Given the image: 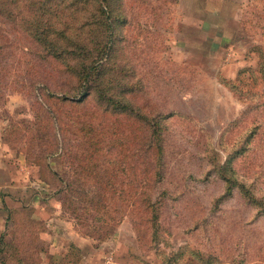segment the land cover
Listing matches in <instances>:
<instances>
[{
	"label": "rangeland",
	"instance_id": "1",
	"mask_svg": "<svg viewBox=\"0 0 264 264\" xmlns=\"http://www.w3.org/2000/svg\"><path fill=\"white\" fill-rule=\"evenodd\" d=\"M111 4L97 24L87 18L88 63L110 47L105 63L121 86L131 84L128 99L152 128L119 117L127 135L101 138V157L110 159L114 139L131 141L135 133L136 142L146 143L154 131L162 174L155 175V150L133 170L134 156H121L113 204L101 205V174L78 169L81 161L93 163L89 144L77 130L57 126L74 113L63 99H79L84 64L67 44L47 52L24 22L18 29L0 18V235L19 247L0 261L73 264L63 257L74 252L76 264H169L180 249H194L204 260L187 255L172 264H207L208 255L217 264H264V214L239 189L227 195L219 171L229 165V175L264 202V0ZM112 93L115 87L108 97L120 106ZM145 168L159 241L135 205L134 171ZM66 182L86 197L72 202L73 191L63 193Z\"/></svg>",
	"mask_w": 264,
	"mask_h": 264
},
{
	"label": "trees",
	"instance_id": "2",
	"mask_svg": "<svg viewBox=\"0 0 264 264\" xmlns=\"http://www.w3.org/2000/svg\"><path fill=\"white\" fill-rule=\"evenodd\" d=\"M105 2H107L106 6L104 5ZM111 2L112 0H0V18L12 23L18 29H21L20 26L24 22L26 25L24 31L28 32L31 39H36L34 43L42 45L47 52L48 50L51 51V49L57 45L62 47L63 44H67L68 47L73 48L72 51H70V54L78 56L82 64H84L79 69L81 81V84L77 89V97H79V99H63L67 105H72L74 109L71 108V110H74V113L68 122H64L63 125H60L59 123L57 126L59 131L62 130L61 126L64 128V132H70L71 128L77 130L79 135L82 134L84 136L86 144H89V147L92 150L89 149L92 155V158H89V160L93 161V163L87 167L84 166L82 164L84 162L79 159L81 162L78 164V169L82 174H101L102 177L99 178L101 181H99L98 185L101 193L98 191L97 194L100 193V195L97 198L103 200L101 205H104L105 208L110 204H113L115 197L113 195L117 192V189L115 188L118 187V184L116 183L115 178L120 174L121 156L125 158L127 157V153L128 159L130 154L131 157L134 156V160L132 158L130 162L131 170H133L132 167L138 169L144 161L146 164V162H148V157L151 158L152 156V150H155L156 166H154L156 167V176H161V169L163 167V161L161 160L163 156L161 150L162 147L161 149L160 147L157 148L155 140L158 139V134L156 135L154 131H151L150 135L155 137H152V140H149L148 136L146 143L136 142L135 133L132 135L131 141L128 140V138H123L121 141L116 142V139H114L113 141L116 143L112 142L113 144L110 146L111 151H107L108 153L106 154L110 159L105 160L101 157L103 148L101 147L102 141L100 139L107 137V134L110 133L112 137H118L121 134L118 123L122 120L121 118L118 120L119 117H123L126 120L123 121L127 125L131 126V121L134 123L144 121L146 127L152 128L149 121H147L148 116L142 115L143 111H140L138 107L129 100L130 96L135 93L132 91L133 87H131V84L126 83L121 86L119 81L114 80L115 72L112 66L105 63L107 60L112 59V53L109 54L110 47L109 49H105L104 47L101 48L98 55L100 56V61L93 60L91 63H88L91 51H87L88 48L86 46L90 43L91 37L87 36L86 38V35L90 32L86 34L84 33V30L90 24V21L87 18H93V24H95V22L97 24L101 15H104L103 13H105L106 8L108 9L110 8L108 6H113ZM93 32L95 33L94 30ZM112 40V36L110 35V43ZM102 42V40L99 41L98 45L100 47H102L100 45ZM107 77H110L111 79H107ZM114 87L117 90V93L116 95H113L112 93L111 96L116 98L118 103H122L120 106L112 102L113 99L111 97H108L109 91ZM57 119L61 121L58 116ZM156 125L159 126V124ZM112 126H114V128L109 130ZM157 128L159 129V127ZM128 133L131 135V131ZM121 135L126 137L127 133ZM57 143L59 145V142ZM98 155H100L101 158H97ZM47 167L51 171L54 170L52 161L47 163ZM229 167V165L225 164L221 165L219 169L223 176L222 179L225 183L227 195H231L234 190L239 189L241 194L245 198L250 199L256 208L264 214V202L255 199V197L251 195V191L248 190L244 184L240 183L238 179L236 180L234 177H231L229 171H232V168ZM102 168L106 169L104 174L101 173ZM147 170L148 169L145 168V170H141L142 172L134 171L135 177L133 186H135L136 192L135 205L137 209L139 207V210L146 214L145 223L148 225L152 233H154V238L159 241L160 216L156 214L158 206L153 201L154 198L152 195L145 197L148 190L147 179H149ZM121 171L124 172L126 170L121 169ZM216 171L218 172V169ZM77 185L82 188L84 184L80 181ZM71 188L72 184L66 182L63 193L65 192L64 194L67 195L70 191L72 192L73 190H71ZM73 192L72 202H74L75 199H79V197L82 199V195H85L86 197V193H82L81 189ZM91 203H93V201H91ZM73 211H78L76 205L75 208H73ZM71 248L72 251H77L75 245H72ZM11 249L12 251L13 249H16V252H18L19 247L9 243L6 237L2 236L0 243V256L3 253L5 256V254L9 253ZM70 253L65 255L63 260L70 257L68 262L76 264L78 261L73 260V256L77 254L74 252H72V254ZM187 255L199 258L200 260H204L205 258V255L201 251L194 249H180L179 252L175 253L174 256L169 259L168 263L172 264L173 261L183 259ZM17 261L19 264H25L21 259H17ZM205 263L217 264L218 259L212 255H208V260L205 261ZM0 264L9 263L4 258V261H0Z\"/></svg>",
	"mask_w": 264,
	"mask_h": 264
},
{
	"label": "crops",
	"instance_id": "3",
	"mask_svg": "<svg viewBox=\"0 0 264 264\" xmlns=\"http://www.w3.org/2000/svg\"><path fill=\"white\" fill-rule=\"evenodd\" d=\"M1 238H2V235H0V243H1ZM56 245H57V243H55V245H53V246L56 247Z\"/></svg>",
	"mask_w": 264,
	"mask_h": 264
}]
</instances>
